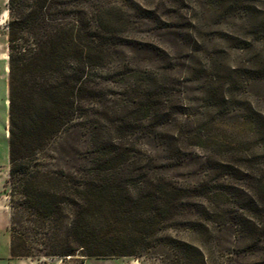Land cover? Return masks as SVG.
<instances>
[{"label":"trees","instance_id":"1","mask_svg":"<svg viewBox=\"0 0 264 264\" xmlns=\"http://www.w3.org/2000/svg\"><path fill=\"white\" fill-rule=\"evenodd\" d=\"M5 4L10 256L207 264L197 238L200 197L218 192L179 183L136 147L134 134L155 130L165 91L120 59L118 48L130 43L123 8Z\"/></svg>","mask_w":264,"mask_h":264},{"label":"rangeland","instance_id":"2","mask_svg":"<svg viewBox=\"0 0 264 264\" xmlns=\"http://www.w3.org/2000/svg\"><path fill=\"white\" fill-rule=\"evenodd\" d=\"M94 1L123 8L130 43L118 48L120 59L149 72L165 91L166 120L160 114L155 130L134 134L136 147L179 183L218 192L200 197L205 210L197 238L207 264H264V0ZM5 3L0 0V264H58L57 257L9 254ZM82 264L139 261L90 256Z\"/></svg>","mask_w":264,"mask_h":264},{"label":"crops","instance_id":"3","mask_svg":"<svg viewBox=\"0 0 264 264\" xmlns=\"http://www.w3.org/2000/svg\"><path fill=\"white\" fill-rule=\"evenodd\" d=\"M5 195V194H4ZM3 208H5V206H2ZM7 242H8V236H7Z\"/></svg>","mask_w":264,"mask_h":264}]
</instances>
